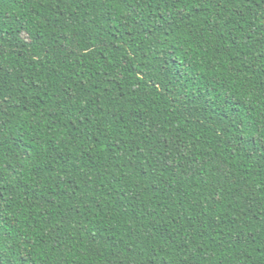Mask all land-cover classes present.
I'll return each mask as SVG.
<instances>
[{
	"label": "trees",
	"instance_id": "obj_1",
	"mask_svg": "<svg viewBox=\"0 0 264 264\" xmlns=\"http://www.w3.org/2000/svg\"><path fill=\"white\" fill-rule=\"evenodd\" d=\"M0 264H264V0H0Z\"/></svg>",
	"mask_w": 264,
	"mask_h": 264
},
{
	"label": "snow or ice",
	"instance_id": "obj_2",
	"mask_svg": "<svg viewBox=\"0 0 264 264\" xmlns=\"http://www.w3.org/2000/svg\"><path fill=\"white\" fill-rule=\"evenodd\" d=\"M178 15H179V13H178Z\"/></svg>",
	"mask_w": 264,
	"mask_h": 264
}]
</instances>
